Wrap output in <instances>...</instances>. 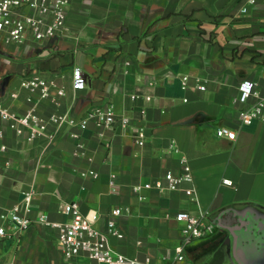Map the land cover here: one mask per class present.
Masks as SVG:
<instances>
[{
    "label": "crops",
    "instance_id": "obj_1",
    "mask_svg": "<svg viewBox=\"0 0 264 264\" xmlns=\"http://www.w3.org/2000/svg\"><path fill=\"white\" fill-rule=\"evenodd\" d=\"M78 68L84 89L74 88ZM34 74L50 83L47 99L21 87ZM245 82L254 91L242 102ZM261 100L264 0L250 6L247 0H74L56 39L32 48L0 45V103L11 111L81 119L112 104L116 113L111 128L51 124L54 139L32 140L3 123L0 145L8 147V166L0 177V224L29 190L34 223L12 239H0V264H98L86 255L66 261L57 230L37 222L41 215L69 221L62 208L74 201L83 214L96 212L95 226L105 233L111 211L122 209L115 218L122 237L110 241L129 258L264 264V119L250 125L240 119L242 110ZM221 127L237 138L218 137ZM141 129L146 136L137 142ZM183 158L193 180L170 190L164 176L181 174ZM90 171L98 177L83 176ZM158 180L162 188L134 191ZM181 211L203 215L218 228L181 250L175 221ZM180 253L183 261L176 260Z\"/></svg>",
    "mask_w": 264,
    "mask_h": 264
},
{
    "label": "built area",
    "instance_id": "obj_2",
    "mask_svg": "<svg viewBox=\"0 0 264 264\" xmlns=\"http://www.w3.org/2000/svg\"><path fill=\"white\" fill-rule=\"evenodd\" d=\"M74 0H0V45L32 48L44 42L52 41L59 37L65 27L68 18V9ZM257 0H247V5H254ZM248 7H244L242 12H247ZM74 88L84 89L86 82L82 71L78 68L74 71ZM189 78L184 76L183 87L186 88ZM21 87L40 91L41 99H47L50 96V83L45 78L34 74L23 78ZM201 90L205 86L199 85ZM242 102H245L254 91L252 82H245L240 87ZM58 95L64 96L63 89L58 90ZM32 102V99H28ZM240 119L243 125H250L256 120L264 119V101L261 100L254 107L242 110ZM18 135L27 133L32 140L41 137L54 139L55 134H49L48 129L51 124L61 128L63 125L80 126L83 129L88 128L90 122H93L98 128H111L116 123V113L112 104L103 107H95L89 110L86 115L78 119L73 116L54 114L49 118H44L37 114L34 109H30L24 114H17L11 111L6 105L0 103V141L4 138L3 123ZM128 119L123 120L126 125ZM145 131L141 129L137 142L145 138ZM217 136L235 140L237 133L227 127H221L217 130ZM83 147L82 144H78ZM8 150L6 144L0 145V177L4 175V169L8 166V161L4 160L3 154ZM182 172L179 175L167 172L164 180L170 190H178L185 181L193 180L192 169L186 158L181 160ZM83 176L98 177V173L90 171ZM227 185H232L231 180H224ZM153 186L163 187V180H158L155 184L146 183L134 187L136 193L144 189H150ZM189 195H194V190H188ZM113 194H117L114 191ZM34 192L32 190L24 191L22 199L15 204L8 212L2 216L0 224V239L14 238L22 231L29 228L34 221L29 214L32 210ZM62 213L69 216L67 222H55L49 219L47 215H41L37 222L55 229L58 232V242L62 249L66 261L71 262L82 255L98 264H157L151 258L139 260L129 258L119 252L111 243L110 237H122L117 228L115 218L122 215L121 208H114L111 211L112 219L108 224V232H102L96 228L95 223L98 218L96 212L83 214L80 204L76 201L67 203L62 208ZM175 221L180 225V234L182 248L189 246L195 240H200L211 236L218 228L216 223H208L203 215H193L187 211L178 212L175 215ZM184 254L180 253L176 260L183 261ZM167 264V263H166Z\"/></svg>",
    "mask_w": 264,
    "mask_h": 264
},
{
    "label": "water",
    "instance_id": "obj_3",
    "mask_svg": "<svg viewBox=\"0 0 264 264\" xmlns=\"http://www.w3.org/2000/svg\"><path fill=\"white\" fill-rule=\"evenodd\" d=\"M241 223L244 225V226H247V224L248 223H246V224H244V222L243 221H241ZM259 225H260V223H259ZM262 225V224H261ZM261 225L259 226V227H261ZM219 226H220V224H219ZM261 242H262V244L264 245V240L262 239V240H260Z\"/></svg>",
    "mask_w": 264,
    "mask_h": 264
}]
</instances>
